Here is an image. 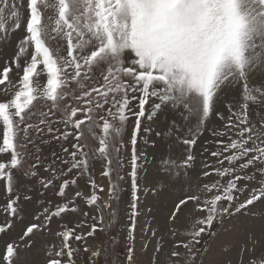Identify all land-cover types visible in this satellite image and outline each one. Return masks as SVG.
<instances>
[{"label": "snow or ice", "instance_id": "obj_1", "mask_svg": "<svg viewBox=\"0 0 264 264\" xmlns=\"http://www.w3.org/2000/svg\"><path fill=\"white\" fill-rule=\"evenodd\" d=\"M81 254L264 264V0H0V264Z\"/></svg>", "mask_w": 264, "mask_h": 264}, {"label": "rangeland", "instance_id": "obj_2", "mask_svg": "<svg viewBox=\"0 0 264 264\" xmlns=\"http://www.w3.org/2000/svg\"><path fill=\"white\" fill-rule=\"evenodd\" d=\"M257 50L259 51V49ZM258 84H259V81H256V86H258ZM129 198H130V195H129ZM121 227L122 225H117L115 228L110 229V232L116 233ZM89 242L92 244H100L101 242H103V244L111 247L110 236L108 233H97V237L95 238V240H93V238H89ZM122 254H123V246H121V255ZM79 260L81 264H86V254H81L79 257Z\"/></svg>", "mask_w": 264, "mask_h": 264}]
</instances>
